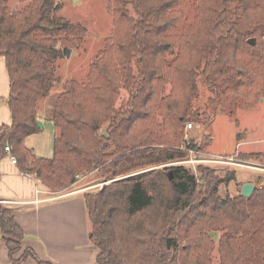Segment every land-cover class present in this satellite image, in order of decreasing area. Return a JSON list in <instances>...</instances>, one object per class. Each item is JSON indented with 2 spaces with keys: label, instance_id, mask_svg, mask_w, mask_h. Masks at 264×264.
<instances>
[{
  "label": "trees",
  "instance_id": "16d2710c",
  "mask_svg": "<svg viewBox=\"0 0 264 264\" xmlns=\"http://www.w3.org/2000/svg\"><path fill=\"white\" fill-rule=\"evenodd\" d=\"M185 1L109 0L113 28L86 79L64 81L49 114L53 155L44 158L24 138L41 131L39 105L57 81L56 62L82 45L86 28L59 16L57 0H30L15 12L0 0L11 114L0 126V161L15 157L18 171L50 191L88 172L111 180L82 194L99 264H209L214 231L231 264H264V176L250 197H222L219 185L235 172L219 179L199 166L197 177L183 165H163L130 175L185 156L178 146L194 147L184 144V129L199 119L198 83L212 103L231 92L236 109L264 96V0H192L191 22ZM0 234L13 264H51L31 248L14 258L25 233L1 203Z\"/></svg>",
  "mask_w": 264,
  "mask_h": 264
},
{
  "label": "rangeland",
  "instance_id": "374dc122",
  "mask_svg": "<svg viewBox=\"0 0 264 264\" xmlns=\"http://www.w3.org/2000/svg\"><path fill=\"white\" fill-rule=\"evenodd\" d=\"M29 2L30 0H9L10 9L15 12ZM57 2L61 5L57 14L64 16L73 24H81L86 28V33L79 48H68V53H63L56 62L57 81L49 97L40 101L39 105L40 112L44 114H50L52 104L61 92L65 80L75 79L80 82L86 79L87 71L95 60V55L103 48L104 40L113 28V16L108 10L109 0H57ZM182 9L186 21L191 22L194 17L192 0H186ZM6 87V82L2 84L0 80V99L6 100L7 96L2 93H6ZM198 87L200 95L193 100V107L198 110L199 119L198 122H187L186 125L190 123L192 126L187 129L185 125L184 129V144L193 140L194 147L178 146V149L185 151V156L160 166L132 172L130 175L161 168L163 165H183L191 173L200 177L198 167L201 166L211 170V173L219 179H224L229 172H235L234 180L224 181L219 185L218 194L222 197L226 194L231 197L239 196L244 183L253 184L255 189L262 182L259 177L264 176V96L253 108L236 109L231 92L221 91L218 94V103H212L210 98L214 95L208 87L201 83H198ZM3 110L0 108V115ZM100 133L104 134V130H100ZM207 158L215 161H201ZM110 181L107 178H100L97 172H88L77 177L68 189H78L83 194L85 191L97 190ZM66 190L50 191L47 189L51 195L54 193L57 195ZM0 203L8 205L7 202ZM212 233L213 236L210 237L212 248L207 254L209 264H223V258L225 259L224 264L226 261H228L227 264H231L230 258H227L228 256L222 258L220 253L219 238L222 233L219 231Z\"/></svg>",
  "mask_w": 264,
  "mask_h": 264
},
{
  "label": "crops",
  "instance_id": "0c3cea01",
  "mask_svg": "<svg viewBox=\"0 0 264 264\" xmlns=\"http://www.w3.org/2000/svg\"><path fill=\"white\" fill-rule=\"evenodd\" d=\"M0 80L7 84L5 99H0V125L10 124L11 114L7 101L9 77L4 58H0ZM9 110V112H8ZM37 123L41 131L26 136L25 146L32 154L44 158L53 155V141L56 128L49 114L39 113ZM1 125V126H2ZM10 155L0 161V200L13 208V218L25 233L21 241V251L31 248L39 260L51 264H99L96 262L98 250L89 241V221L86 215L82 192L69 188L60 194H49L47 188L32 176L18 171L11 162ZM39 189L40 192H36ZM0 264H13L8 249L1 240ZM19 264H37L32 259Z\"/></svg>",
  "mask_w": 264,
  "mask_h": 264
},
{
  "label": "water",
  "instance_id": "95a60500",
  "mask_svg": "<svg viewBox=\"0 0 264 264\" xmlns=\"http://www.w3.org/2000/svg\"><path fill=\"white\" fill-rule=\"evenodd\" d=\"M75 1V0H74ZM248 42L254 43L255 42V38L251 37ZM69 49L66 50V53H68ZM169 178H171V175H169ZM254 190V185L251 183H244L241 187V195L245 196V197H250L252 191Z\"/></svg>",
  "mask_w": 264,
  "mask_h": 264
},
{
  "label": "built area",
  "instance_id": "2783aa9c",
  "mask_svg": "<svg viewBox=\"0 0 264 264\" xmlns=\"http://www.w3.org/2000/svg\"><path fill=\"white\" fill-rule=\"evenodd\" d=\"M263 38H264V36H263ZM191 126H192V124L189 123V124L186 125V128H187V129H190ZM6 150H9V146H6ZM191 152H192V151H191ZM10 159H11V162L15 164V162H16V158L12 156ZM201 161H206V162L210 161V162H214L215 160H212V159L207 158V159H201ZM36 192L38 193V192H40V190L37 189ZM0 202L5 203V202H11V201H9V200H5V201L0 200Z\"/></svg>",
  "mask_w": 264,
  "mask_h": 264
}]
</instances>
